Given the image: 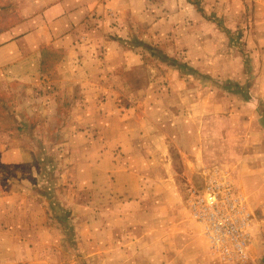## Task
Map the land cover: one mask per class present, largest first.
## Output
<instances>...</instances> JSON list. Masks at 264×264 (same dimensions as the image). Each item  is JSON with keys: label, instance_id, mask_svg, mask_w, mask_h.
Here are the masks:
<instances>
[{"label": "rangeland", "instance_id": "1", "mask_svg": "<svg viewBox=\"0 0 264 264\" xmlns=\"http://www.w3.org/2000/svg\"><path fill=\"white\" fill-rule=\"evenodd\" d=\"M189 1L193 12L188 13L203 18L197 32L186 38L190 25L181 21L160 23L154 32L138 31L124 40L139 53L137 66L121 70L116 80L106 78L107 85L100 84L96 69L82 68V53L73 59L78 66L74 72L53 70L50 65L59 55L45 53L43 84L27 88L0 80V132L10 131L6 141L20 145L23 153L21 164L0 161V191L13 193L19 202L6 204L13 211L10 223L22 225L13 229L20 242L6 246L19 256L16 264H30L28 259L36 255L46 264H164L162 246L154 263L147 260L148 244L164 243V231H147L146 221V230L116 224L122 216L116 212L130 204L133 188L165 190L160 183L131 182L130 177L146 181L156 167L140 166L137 159L128 165L135 152L126 142L141 145V159L150 160L151 151L160 149L171 160L174 176L166 204L189 210L209 181L227 180L237 190L232 178L240 166L235 164L264 158V12L257 0L207 8L199 0ZM150 8L160 17L171 7ZM177 11L172 7L166 14L174 17ZM82 79L89 82L84 90L95 92L96 99L68 102L78 86L82 89L77 83L69 94V81L84 83ZM57 90L59 102L43 98ZM83 130L86 134L77 133ZM201 156L213 164L196 173L191 162ZM158 167L163 174L164 166ZM123 189L126 198L121 201L117 191ZM164 200L156 197L160 206ZM141 202L149 203L147 198ZM139 237L142 243L135 242ZM243 259H233L234 264Z\"/></svg>", "mask_w": 264, "mask_h": 264}, {"label": "crops", "instance_id": "2", "mask_svg": "<svg viewBox=\"0 0 264 264\" xmlns=\"http://www.w3.org/2000/svg\"><path fill=\"white\" fill-rule=\"evenodd\" d=\"M229 1L199 0V5L201 8H207L223 4V2L227 4ZM232 1L236 4L235 1L238 0ZM255 5L264 12V0H257ZM152 6L171 7L167 8L166 12H170L172 7H178L177 15L172 17L163 12L160 17H157L154 14V9L150 8ZM0 7H4V9H0V13L3 15V19L0 18V80H7L6 83L14 81L20 87L27 88L44 83L40 72L45 68L43 67L45 53L59 55L50 68L55 71L67 69L73 72L78 67L75 66L73 59L80 55L78 53H82L83 58L79 61L85 64L82 68L96 69L99 72L98 81L100 84L107 85L106 78L116 80L117 74L121 70L133 69L139 62V53L133 47L125 46V42H128L124 41L125 39L133 38L138 31H142V33L154 32L157 30L155 27L158 24L173 21H181L185 24L189 22L190 32L184 33L188 38L193 35L192 33L197 32L200 25L204 24L200 15L188 13V11L193 12L189 0H0ZM214 16L219 17V13ZM197 36H201L200 32ZM61 54L64 55L62 58H60ZM100 80H104L103 84ZM82 81L84 83L69 81V94L71 88L77 87V83L82 85V89L78 86L79 92L71 93L66 99L68 102L79 99L77 101L91 103L96 99L92 94L95 92L84 90L89 82L86 79H82ZM57 91L58 93L55 91L52 95H44L43 98L50 99L51 102H59L60 95L59 90ZM109 100L106 94V103ZM84 108L86 107L84 106ZM26 113L29 115L27 111ZM85 113L87 114V112ZM44 114L38 112L37 116H44ZM102 114L104 117V113ZM30 115L32 114L30 113ZM27 126H24L23 129L28 128ZM106 130L109 128L107 127ZM83 132L86 134L85 130L77 133ZM8 133L11 132L6 130L0 132V138L3 135L4 139L3 143L0 142L2 151L0 161L5 165L21 164L23 162L22 147L11 140L6 141L9 138ZM111 145L115 146L116 144L111 143ZM125 146H128L131 152H135L133 161L130 160L128 165L138 163L140 166L156 167L153 171L154 175H148L146 181L136 174L139 179L130 177L131 182L140 184L147 181L155 182L165 187V190H161V192L133 188L130 204L127 205L125 202V205H122L121 209L116 212L122 215L118 219L119 223L116 222V224L146 230L142 223L146 221L150 223L151 227L147 231H164V243L151 241L148 244V252L152 257L151 259L147 253L148 262L152 260L154 263L157 247L162 246L164 264H234L233 260L223 259L208 251L201 227L190 218L188 206L176 207L166 204L170 203L167 202V198L170 197L167 193L171 194L167 185L174 176L172 168L169 167L171 160L168 163L160 149L151 151L150 160L148 157L146 160L141 159L140 155L142 156L143 151L141 145L126 142ZM178 151L181 163L184 165L182 155L185 156V152L181 149ZM136 159L137 163H135ZM244 159L245 163L235 164V167L240 166V168L234 170L232 178L236 184L237 192L242 197L243 204L250 214L247 227L248 245L246 255L240 264H264V158L259 160ZM254 161L260 162L255 163ZM191 164L197 168L196 171L194 170L197 173L199 167L206 168L207 166L208 168L213 163L204 162L201 156ZM160 165L164 166L163 174L160 173L158 167ZM132 176L135 177V175ZM124 192H126L124 189L117 191V194L123 197L121 201L126 198ZM2 194L4 193L0 191V209L3 210V213L0 214V247L3 246V250H0V264H16L20 260L19 256L13 255L10 249H6V246L20 242V239L13 235V229H20L22 225L21 223H13L14 225L10 223L13 211H10L9 208L6 210V204L14 201L16 205H19V202L13 197V193ZM156 197L165 199L162 206H160L161 202H156ZM145 198L149 201L148 205L141 204V199ZM9 212L11 213L9 214ZM146 215L147 219H145ZM129 218L131 221L125 222ZM24 229L30 228L27 226ZM142 241L141 237L135 238V242L142 243ZM123 243H128V241L123 239ZM36 256L38 257L28 259L30 264H46L47 260L42 255ZM161 261L159 260V262Z\"/></svg>", "mask_w": 264, "mask_h": 264}, {"label": "built area", "instance_id": "3", "mask_svg": "<svg viewBox=\"0 0 264 264\" xmlns=\"http://www.w3.org/2000/svg\"><path fill=\"white\" fill-rule=\"evenodd\" d=\"M190 214L201 226L213 254L230 260L245 257L250 214L230 182L209 181L203 192L192 199Z\"/></svg>", "mask_w": 264, "mask_h": 264}]
</instances>
